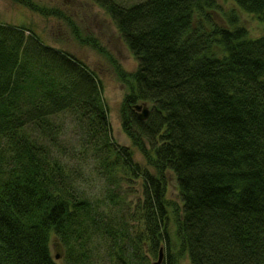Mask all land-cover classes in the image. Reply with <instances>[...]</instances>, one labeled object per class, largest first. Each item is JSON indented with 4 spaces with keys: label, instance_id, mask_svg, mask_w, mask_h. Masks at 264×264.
Masks as SVG:
<instances>
[{
    "label": "trees",
    "instance_id": "obj_1",
    "mask_svg": "<svg viewBox=\"0 0 264 264\" xmlns=\"http://www.w3.org/2000/svg\"><path fill=\"white\" fill-rule=\"evenodd\" d=\"M93 1L138 61L121 123L152 171L113 138L93 69L0 22V264H59L55 244L63 264H264V0H233L258 38L217 0Z\"/></svg>",
    "mask_w": 264,
    "mask_h": 264
},
{
    "label": "rangeland",
    "instance_id": "obj_2",
    "mask_svg": "<svg viewBox=\"0 0 264 264\" xmlns=\"http://www.w3.org/2000/svg\"><path fill=\"white\" fill-rule=\"evenodd\" d=\"M44 9L55 10L61 14L43 15L14 0H0V22L12 26H25L35 31L41 39L54 49L67 52L85 62L101 80L103 98L108 107L115 141L124 147L132 148L134 160L142 167L149 169L143 155L133 147L131 140L124 132L121 123V109L128 87L119 79L118 71L132 74L138 68V61L130 52L110 16L93 0H30ZM145 0H116L118 4L130 6ZM224 13L234 9L241 25L248 30L251 38L263 34V24L256 16L239 10L233 0H217ZM42 10V9H41ZM214 20L225 25L223 14H215ZM168 199L181 202L177 182L172 173L168 174ZM140 194L131 196L133 202ZM141 198V196L139 197ZM138 198V199H139ZM172 212V211H171ZM175 215L172 212L170 231L175 236ZM53 255H60L57 260L63 264V250L52 247ZM153 263L157 259L152 260ZM164 257L162 264H165Z\"/></svg>",
    "mask_w": 264,
    "mask_h": 264
},
{
    "label": "water",
    "instance_id": "obj_3",
    "mask_svg": "<svg viewBox=\"0 0 264 264\" xmlns=\"http://www.w3.org/2000/svg\"><path fill=\"white\" fill-rule=\"evenodd\" d=\"M134 110L138 113V118L141 120V121H146L149 117V114H150V110L148 108V105L147 104H137V105H134ZM55 248H57V250L59 251L61 249V247L59 246V244H56L55 245ZM56 259H59L60 258V255L57 254L55 256ZM163 259V250L161 249L160 250V257H159V261L156 263V264H160L161 261Z\"/></svg>",
    "mask_w": 264,
    "mask_h": 264
}]
</instances>
